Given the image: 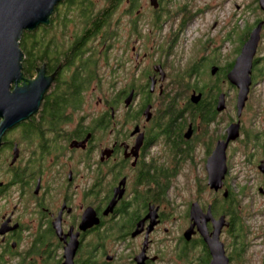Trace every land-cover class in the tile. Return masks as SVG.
<instances>
[{"label":"flooded vegetation","instance_id":"obj_1","mask_svg":"<svg viewBox=\"0 0 264 264\" xmlns=\"http://www.w3.org/2000/svg\"><path fill=\"white\" fill-rule=\"evenodd\" d=\"M77 1L63 0L53 12L79 10ZM226 3L119 0L112 15L125 4L121 15L134 40L116 47V30L93 32L96 15L89 8L80 10L91 23L82 17L83 30L73 37L51 35L56 18L48 39L36 29L34 63L22 67V76L33 81L43 67L46 76L57 71L36 112L1 138L0 264H210L202 223L190 219L194 203L210 212L209 238L212 220L223 218L218 239L227 264H248V247L264 242V234L246 242L241 216L242 208L253 212L257 197L264 200V90L256 88L264 83V59L255 53L240 109L228 75L242 47L233 58L232 51L219 54L231 32L190 52L183 66L172 60L190 22L205 27L202 18ZM254 23L264 31V14ZM122 25L117 18L116 27ZM249 34L236 41L244 45ZM176 66L183 68L175 72ZM217 148H224L226 171L215 191L207 164ZM180 177L193 193L187 200ZM184 205L185 220L177 215Z\"/></svg>","mask_w":264,"mask_h":264},{"label":"water","instance_id":"obj_2","mask_svg":"<svg viewBox=\"0 0 264 264\" xmlns=\"http://www.w3.org/2000/svg\"><path fill=\"white\" fill-rule=\"evenodd\" d=\"M61 1L0 0V143L2 135L10 127L36 112L42 94L57 71L50 76H46L43 67L38 78L33 81L24 80L21 72L23 53L19 47V40L24 31L34 30L39 25H48L54 8ZM258 4L264 12V0H258ZM261 28L262 23H259L250 32L247 42L242 46L241 52L228 75L231 84L238 89L239 109L246 101L251 84L250 75L253 58ZM20 81L24 82L22 87L18 86ZM12 85H14V89L11 91ZM207 171L208 186L215 191L221 189L226 171L224 148L216 149L213 157L208 161ZM210 216L209 211L204 214L197 203L192 204L190 219L193 222L202 223L198 227L202 237L207 241L209 239L212 257L210 264H227L222 245L218 239L223 218L218 221L212 220L213 224L215 223V230L213 236L209 238L204 224L211 220Z\"/></svg>","mask_w":264,"mask_h":264},{"label":"rangeland","instance_id":"obj_3","mask_svg":"<svg viewBox=\"0 0 264 264\" xmlns=\"http://www.w3.org/2000/svg\"><path fill=\"white\" fill-rule=\"evenodd\" d=\"M217 3L220 2L217 1ZM76 4L79 5L80 7L79 10L77 8L67 9L66 7L65 8L61 7L59 9H56L57 11L55 12V14L54 12L52 13V15L54 14L53 19L56 18L55 19L56 23L53 27V31L51 32L52 36L56 35V37L59 40H61L62 38L66 39V37L68 36L73 37L72 35L81 32L84 27V21H82L81 19L82 10L80 9L89 8L91 9L89 12L90 15L91 14L98 15V13L109 7L108 0H79L77 1ZM119 7L114 11L115 12L114 15L111 16V19L104 27V32L107 33H112L115 30L117 31L116 34L117 33L118 34L115 39V44H114L115 47L123 46L126 44L127 41L134 40V38H131L128 35L129 30L126 27L127 17L125 15L123 16L121 15L122 9L125 8V4H122L120 10L117 11ZM145 14L147 15L148 12H145ZM263 14L264 13L261 11V9L258 6V1L256 2V0H227V3L225 5H222L217 8L215 7L211 12L208 13L207 16L202 18L203 21L206 19L205 27H202L200 21L198 20H195L194 22H190L189 29L186 32L180 34L178 37V42L176 43L175 48L173 50L172 60L179 61L180 64L183 66V64L186 62L187 58L189 57L190 52L196 53L197 49L198 48L201 49L203 47L202 45H206L207 41H210L211 44L218 43L219 41L218 37L222 35H226L228 32H231V43L229 44L228 42L224 46L225 48L219 54L226 56L230 51H232V58H233V56H235L236 53L235 50L239 47H242L244 43L243 41H242L243 43L241 42L242 44L236 41L238 36H240V34L248 36L249 32L256 26L254 20L256 18L263 17ZM117 18H119V20H121V23L123 24L121 27L118 28L116 27ZM214 21L217 23V25L214 29H211L210 27H212ZM204 29L206 30L204 31L203 34ZM193 32H195V34ZM260 38L261 39L259 40V46L256 50V54H260L264 59L263 30L260 31ZM115 47L113 46V50L110 53V58L116 55ZM239 52L240 51L237 52L236 56H239L238 55ZM181 58L183 59L185 58V59L181 60ZM110 62H112V60H110ZM262 64L264 65V61H262ZM182 68L183 67L176 66L175 72H177L179 69ZM207 77L208 75H204L203 77L204 81L207 80ZM254 77H255V73H254ZM200 85L201 84H198L197 86L200 87ZM106 86H107V82H105V88ZM256 88H257V93L262 92L264 90V83L260 82L256 86ZM93 101L94 100L91 101L89 107H92ZM189 181H190L188 182L189 185H193L194 183L193 180L191 181L189 178ZM231 184H232L231 187H233L234 185H236V181H232ZM177 185L180 195L185 200H187L188 197L193 194L190 189L186 188L185 177H180L177 182ZM172 196L173 195H171V197ZM178 201L179 202L182 201L181 198L178 199ZM240 201L242 202V199ZM242 204L246 205V201L242 202ZM255 204L256 205L254 208L249 209V210H253V212H249L248 210H246V208H242V210H244V213L241 212L242 221L246 224V229H248L247 231H249L247 237H245L246 242H248L251 237H258L264 234V200L262 198L257 197ZM219 206L221 207V204ZM185 207L186 206L184 205L182 209H179L178 213L177 211H174V214L177 213V215H182V213L185 210ZM237 210L240 211L241 209L237 207ZM247 212H249L248 213L249 216H247ZM239 218L241 219L240 216ZM183 220H185L184 213H183ZM252 225L253 228H250V226ZM247 257H248L247 260L248 264H264V242L263 241L260 242V239L253 242V246L248 247Z\"/></svg>","mask_w":264,"mask_h":264},{"label":"trees","instance_id":"obj_4","mask_svg":"<svg viewBox=\"0 0 264 264\" xmlns=\"http://www.w3.org/2000/svg\"><path fill=\"white\" fill-rule=\"evenodd\" d=\"M65 1H67V0H65ZM68 1H72V0H68ZM109 1H111L109 3V8H106L105 10L101 11L100 13H98V15L95 16V21L93 22V23H97V26H95V28H93V32H95V33H96V31L98 32V29L100 27L102 28V26L105 27L107 25V23L111 19V16L113 13V7L119 2V0H108V2ZM61 2L59 4H61ZM54 14H55V12H54ZM82 17L85 18L87 24L91 23V18H89L87 16L86 11L82 12L81 18ZM51 19H53V15L50 16L48 25H39L43 28V32L39 35V37L42 40H44V38L46 39L48 37L47 35H48L49 30H50L49 25L52 22ZM60 20H61V17H60ZM37 28H35L34 30H31V31H24L20 40H19V47H20V50L23 53V57H24L22 60V67L27 68V71L29 69H31V67L33 66V63H34V59H32V52H33L32 47L35 45V43H34L35 39H36V32L35 31ZM88 28H90V27H87L85 29H88ZM86 33L87 32H84V35L82 38H86V36H87Z\"/></svg>","mask_w":264,"mask_h":264},{"label":"bare ground","instance_id":"obj_5","mask_svg":"<svg viewBox=\"0 0 264 264\" xmlns=\"http://www.w3.org/2000/svg\"><path fill=\"white\" fill-rule=\"evenodd\" d=\"M216 160V159H215Z\"/></svg>","mask_w":264,"mask_h":264}]
</instances>
